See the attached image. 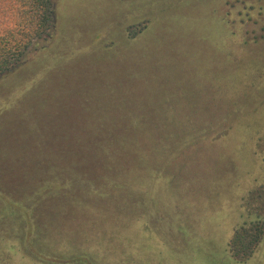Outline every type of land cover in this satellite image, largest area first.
I'll use <instances>...</instances> for the list:
<instances>
[{
    "label": "rangeland",
    "instance_id": "374dc122",
    "mask_svg": "<svg viewBox=\"0 0 264 264\" xmlns=\"http://www.w3.org/2000/svg\"><path fill=\"white\" fill-rule=\"evenodd\" d=\"M55 1L52 42L0 82V264H264V240L244 263L229 252L235 230L257 220L247 202L264 183V0ZM45 80L49 109L83 131L31 113ZM24 118L46 156L9 162ZM166 122L150 142L134 127ZM114 138L140 141L139 158L111 149ZM41 176L125 187L105 190L112 202L79 199L78 215L62 200L51 222L54 200L31 208L43 217L31 245L56 263L14 238L28 219L10 205L35 200Z\"/></svg>",
    "mask_w": 264,
    "mask_h": 264
},
{
    "label": "trees",
    "instance_id": "16d2710c",
    "mask_svg": "<svg viewBox=\"0 0 264 264\" xmlns=\"http://www.w3.org/2000/svg\"><path fill=\"white\" fill-rule=\"evenodd\" d=\"M55 27L54 23V3L53 0H0V76L4 75L8 71H10L12 68H14L16 65H18L23 59L27 57L29 53H32L34 50H38V43L41 40H46L48 37H52L51 31ZM42 49H45V46L41 47ZM40 48V49H41ZM47 82L46 80L42 82L41 86H38L39 88L36 90L34 89V103L32 104L31 108L33 113L35 115V118H38V115L40 113H43L45 115L49 114V111L51 113V116H55L59 119L58 124L65 129L64 132H77V131H83L84 128H80L78 130L73 129L76 126L72 125L69 126L65 123V119L63 118L61 110L58 109H49V108H56L54 107L55 104H48L45 102L46 100H49L50 93L46 91L42 93L40 91L41 88H45ZM41 92V93H40ZM44 99V100H42ZM48 109V110H46ZM46 110V111H44ZM47 112V113H45ZM9 113L8 111L6 114ZM26 122L28 125V128L25 129V126L22 123V128L17 129L16 132H18V135L22 139L21 144L19 145H13V150L17 153L16 156H6L9 159V162H15L17 159H23L25 157H29V159H32L34 157H39L40 160H43V155L46 156L44 152V148H42V144L45 142L44 137L41 138L40 133V127L39 126H30V121L26 118L22 119ZM37 122V120H36ZM140 124L144 122H139ZM37 124H39L37 122ZM74 124V123H72ZM137 123L135 125V129L140 132L146 131L148 134L146 137H143L144 139H147L148 137L151 138V136H157V133L159 135L164 136L167 131H169L168 123H164V127H156V126H141ZM143 125V124H142ZM36 126V127H35ZM69 127L70 129L67 130L65 127ZM35 127V128H34ZM132 127V126H131ZM128 128L132 129V128ZM34 128V129H33ZM72 128V129H71ZM45 129V126H44ZM143 129V130H142ZM43 130V129H42ZM135 130V131H136ZM46 129L43 131V135ZM128 132V131H127ZM152 132V133H151ZM157 132V133H156ZM34 133H38L35 134ZM52 133V130H51ZM24 134L26 135V138L24 139ZM55 137H57L55 135ZM113 142L110 143V148L117 150H122L123 153L133 154L135 157L139 158L137 155V151L139 150V147H141L140 141L135 140H128L123 139L119 140L118 138L112 139ZM150 142V141H149ZM86 143V142H85ZM44 145V144H43ZM81 148H87L80 146ZM95 150H97V153L100 154L101 152H106L107 155H111V152H109V149H106L102 144L100 143H94ZM91 149H93L91 147ZM3 152V151H2ZM0 153V155H3V153ZM112 152H115V150H112ZM80 150H78V154L81 155ZM104 154V153H102ZM5 156V155H4ZM13 158H17L16 160H13ZM104 158V157H103ZM106 164V163H104ZM48 169L52 168L50 165H47ZM33 168L37 169L38 167L34 166ZM105 168L104 166L102 167ZM43 173V172H42ZM61 174V172H59ZM61 177L63 175H60ZM36 177H33L35 180ZM38 178V177H37ZM65 178V177H63ZM19 181V179L17 178ZM22 180V179H21ZM57 180V179H56ZM49 180L45 177H40V180L37 182H40V184H44V186H39L36 188L37 192L31 193L32 197H35V200H32L30 198L29 194L26 193H20L21 200H28L31 201L29 205L22 204L20 202L14 203L10 205L12 209L15 210V214L18 215V217L27 218L28 220H21V234L15 233L14 238H16V241L18 243V247L21 252L25 253L27 256L34 258L35 260L39 261L40 263H43L44 261H51L56 263L54 259H44L41 256H39L36 251V247L31 245L32 243V229L34 227V223H41L43 220V217H41L40 221L36 219L38 213L35 215L31 214L30 210L31 208L37 207L38 208V202L42 200L41 198H44L46 200H54L51 203L55 206L51 207V216L50 222L55 220V217L58 215L56 213H61L65 210L66 207L70 208V213L72 210L74 211L75 215H78L79 209L82 211H87V207H79L81 206L79 199L89 200L93 199L99 202H108L113 201L118 197H113L107 195L105 193L106 189H119V191L125 190V187H122L121 185H115L114 183H108L106 178H102V180L99 182L100 188H94V182L91 183L89 180H84L80 186V181H74V179H71V181H67V179H64L62 184L57 183V181ZM76 188V190L74 189ZM79 188V189H77ZM24 191V190H23ZM44 194V195H43ZM134 195H138V191L135 193H132ZM78 197V198H77ZM19 198L17 200H19ZM68 199L69 203L66 207L61 206V201ZM134 199V198H133ZM76 200V201H75ZM36 202V203H33ZM49 203V202H48ZM71 203V204H70ZM247 207L250 213H253L257 216V220L250 224L249 226L244 225L235 230L234 235L229 243V252L234 260H236L239 263H244L248 260H250L254 254L256 253L257 249L259 248L260 244L264 240V183L254 192L251 194V198L249 199V202H247ZM54 208V209H53ZM59 210V211H58ZM40 215V214H39ZM36 216V217H35ZM31 220H35L34 223L31 222ZM2 221L0 220V225ZM47 225V224H45ZM49 226V225H47ZM0 228H2L0 226ZM31 234L29 235V233ZM13 234V232H12ZM32 240V241H31ZM34 242V241H33ZM41 262V260H43ZM72 261H65L66 264H72ZM62 262V261H57Z\"/></svg>",
    "mask_w": 264,
    "mask_h": 264
},
{
    "label": "water",
    "instance_id": "95a60500",
    "mask_svg": "<svg viewBox=\"0 0 264 264\" xmlns=\"http://www.w3.org/2000/svg\"><path fill=\"white\" fill-rule=\"evenodd\" d=\"M53 3H54V23H55V27L52 29V31H51V34H53V32H55V29H56V24H57V13H56V1L55 0H53ZM52 40H53V38L52 37H48L46 40L44 39V40H41V41H39L40 42V44L42 45H39V47L41 46V47H43V45L46 47H48V43L50 44L51 42H52ZM40 47V48H41ZM35 51V50H34ZM33 51V52H34ZM32 52V53H33ZM32 53H29L28 55H27V57L25 58V59H23L18 65H16L14 68H12L10 71H8L7 73H5L4 75H2V76H0V82L1 81H3V80H5V79H7L8 78V76H10L11 74H13L16 70H18L19 68H21V67H23V66H25L26 64H28L29 63V61H30V55L32 54Z\"/></svg>",
    "mask_w": 264,
    "mask_h": 264
},
{
    "label": "flooded vegetation",
    "instance_id": "af4514ba",
    "mask_svg": "<svg viewBox=\"0 0 264 264\" xmlns=\"http://www.w3.org/2000/svg\"><path fill=\"white\" fill-rule=\"evenodd\" d=\"M257 251H258V249H257ZM257 251H256V252H257Z\"/></svg>",
    "mask_w": 264,
    "mask_h": 264
}]
</instances>
